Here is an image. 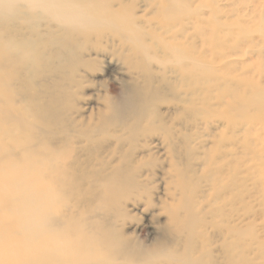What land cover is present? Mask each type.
I'll use <instances>...</instances> for the list:
<instances>
[{"label":"bare ground","instance_id":"6f19581e","mask_svg":"<svg viewBox=\"0 0 264 264\" xmlns=\"http://www.w3.org/2000/svg\"><path fill=\"white\" fill-rule=\"evenodd\" d=\"M263 21L264 0L0 3V264H264V65L242 60Z\"/></svg>","mask_w":264,"mask_h":264},{"label":"rangeland","instance_id":"374dc122","mask_svg":"<svg viewBox=\"0 0 264 264\" xmlns=\"http://www.w3.org/2000/svg\"><path fill=\"white\" fill-rule=\"evenodd\" d=\"M263 23H264V21H263ZM260 40H261V39H260V36H259L258 34H254V35H253V41L258 42V41H260ZM256 49H257V48H256ZM242 60H244V61H249L250 64L252 63V67H253V68L256 67V66H258L260 63L264 65V56L261 57V58H258L257 55H256V54H253V53H247V54H245V57H243ZM108 80H111V79H108ZM163 108H165V107H163ZM208 130H209V129L206 128V132H208ZM190 163L192 164L191 160H190ZM192 165H193V164H192ZM204 181H205V179H203V178H201V179L198 178V180L196 181V183H197V185H198V187H199V188H198V191H201V190H202V187H203V185H204V183H205ZM198 195H200V193H198ZM140 204H143V203H140ZM151 212H153L152 209L148 210V211L145 213V214H146V220H144V219L141 217V221H140V222L136 223V221H135V222H133V224H132L133 226H134L135 224H137V225H136V227H137V232H136V234H137V236H139V238L142 239L146 244H148L149 241H150L151 239L154 238L155 230L157 231V227L154 226L155 229L152 228V227H150V226H149L150 222H149V220H147L148 218L150 219V216H149V215H150ZM162 219H164V218H163V217H160V221H161ZM216 220H218V219H216ZM132 225L129 226V227H131V229H129V231H132ZM147 227H150V228L148 229Z\"/></svg>","mask_w":264,"mask_h":264},{"label":"clouds","instance_id":"9594fccd","mask_svg":"<svg viewBox=\"0 0 264 264\" xmlns=\"http://www.w3.org/2000/svg\"><path fill=\"white\" fill-rule=\"evenodd\" d=\"M4 2V0H0V3H3Z\"/></svg>","mask_w":264,"mask_h":264}]
</instances>
